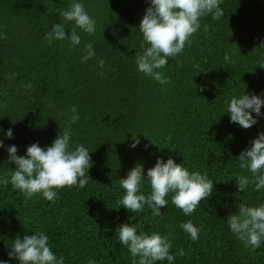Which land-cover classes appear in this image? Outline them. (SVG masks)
<instances>
[{"label":"trees","instance_id":"obj_1","mask_svg":"<svg viewBox=\"0 0 264 264\" xmlns=\"http://www.w3.org/2000/svg\"><path fill=\"white\" fill-rule=\"evenodd\" d=\"M70 3L0 0V32L6 34L0 39V140L6 147L15 144L19 155L35 142L50 145L75 105L80 119L72 125L73 143L93 151L89 183L60 189L53 201L39 195L25 199L11 184L0 185V260H9L17 236L43 230L65 264L90 259L133 264L115 233L123 223H138L140 231L168 236L174 264H264V243L253 251L226 223L240 204L264 202V189L250 186L243 192L235 180L251 175L236 160L264 131V116L244 129L225 113L233 94H264V0H223L220 19L202 17L191 46L169 58L163 70L170 77L166 85L145 76L136 64L138 29L150 0H85L97 20L95 35L82 32V45L71 49L62 41L49 45L44 33L63 21L59 13ZM70 31L66 28V34ZM88 41L94 42L97 56L82 63L81 49ZM9 128L12 139L4 135ZM132 135L141 141L134 149ZM158 156L184 161L217 182L191 216L170 196L162 215H153L147 206L132 213L119 204L120 178L137 163L144 165L146 177ZM7 160V151L0 149V176L15 168ZM142 191L149 192L150 185ZM189 219L202 227L196 241L180 227Z\"/></svg>","mask_w":264,"mask_h":264},{"label":"clouds","instance_id":"obj_2","mask_svg":"<svg viewBox=\"0 0 264 264\" xmlns=\"http://www.w3.org/2000/svg\"><path fill=\"white\" fill-rule=\"evenodd\" d=\"M222 2L150 0L138 29L142 33L141 50L135 54L138 69L161 85L170 83V77L163 71L168 66L169 58L176 57L186 46H191L193 35L201 29L202 17L211 14L213 19L218 20L224 15ZM59 15L63 21L54 23L44 33L43 38L49 45L62 41L71 49L82 45V32L95 35L97 20L85 7V0H71L70 6ZM66 28H70V34H66ZM5 38L6 34L0 32V39ZM81 52L82 63L97 56L93 41L83 43ZM229 59L226 53L225 60ZM99 63L103 67L105 62L101 59ZM262 107L264 94L245 91L239 95L233 94L226 101L225 113L229 115L231 123L248 129L264 116ZM70 111L65 128L60 129L50 145L41 147L35 142L27 147L24 155H19L15 144L6 147L4 141L0 140V149L8 153L7 162L15 164L9 175L0 176V185L11 184L24 194L25 199L39 195L53 201L58 198V190L74 186L83 188L89 183L91 177L88 173L92 167L90 153L93 151L83 143H73L72 125L80 119V115L75 105ZM4 135L12 139L13 129L9 128ZM140 143L139 136L132 135L130 147L134 149ZM236 161L241 169L251 174L238 175L235 179L237 188L243 192L250 186L257 191L264 189V131L258 132L250 147L242 150ZM119 183L124 190L119 204L132 213L141 212L147 206L152 209L153 215H162L161 208L169 204L170 196L172 204L181 209L185 216H191L201 206V201L213 194L217 182L207 173L190 170L184 161L177 163L172 157L165 160L158 156L155 165L147 169L146 177L144 165L137 163L126 178H120ZM145 184L150 185L147 193L142 191ZM226 223L246 247L250 246L253 251L259 249L264 243V202L254 206L240 204L236 213L229 214ZM180 227L193 241L199 239L202 227L196 226L191 219L181 222ZM139 229L138 223H123L115 233L119 242L128 248L133 264H158L163 261L174 264L176 254L171 251L172 242L168 236ZM33 233L29 235L26 232L22 238L17 236L13 239L8 252L9 260H0V264H9L11 259L18 264H65V257L57 256L53 251L47 232L39 230ZM180 255H183V250ZM88 264H98V261L90 259Z\"/></svg>","mask_w":264,"mask_h":264}]
</instances>
